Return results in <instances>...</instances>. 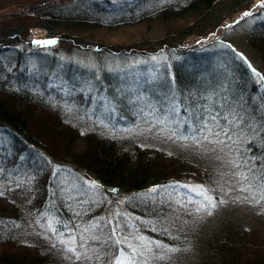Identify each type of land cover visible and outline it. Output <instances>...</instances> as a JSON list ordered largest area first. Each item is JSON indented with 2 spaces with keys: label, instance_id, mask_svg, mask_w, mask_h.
I'll return each mask as SVG.
<instances>
[{
  "label": "trees",
  "instance_id": "16d2710c",
  "mask_svg": "<svg viewBox=\"0 0 264 264\" xmlns=\"http://www.w3.org/2000/svg\"><path fill=\"white\" fill-rule=\"evenodd\" d=\"M252 1L76 0L70 5L47 6L37 13L36 18H41L58 44L76 41L106 60L182 56L181 61L150 69L142 65L132 72L108 68L100 72L101 78L94 84L98 93L104 91L106 107H95L94 96L83 92L81 84L88 78L84 68L73 69L74 74L68 69L64 74L53 73L50 66L33 68L24 59V49L12 50L23 40L20 30L12 27L8 32L11 40L0 39V135L10 142V149L0 154V264L56 263L48 254L32 250L33 245L19 235L27 211L38 212L45 207L55 167L78 177H92L110 195L128 196L130 208L138 212H142L144 205L137 204L145 203L141 194L147 188L187 174L198 175L196 159L169 156L122 131L139 125L134 120L142 116L141 109L144 111L142 103H127L131 91H144L175 105L184 131L189 125L201 130L208 118V123L220 130H237L235 120L240 121L239 130L245 133L256 124V118L259 133L264 132V109L259 108L264 95L258 97L259 87L251 77H264V72L251 66L230 44L231 29L219 41L203 47L192 45L180 53L192 35H208L218 28L233 4L232 8L244 9ZM247 34L264 64V21L256 22ZM118 36L122 42L107 40ZM58 44L49 49L58 51ZM217 52L226 57L224 61L216 57ZM92 73L98 74L94 69ZM75 76L81 83L73 85L71 78ZM122 112L124 115H119ZM218 113L212 122L210 117ZM120 122L125 125L118 128ZM248 145L256 148L253 141ZM10 184H16V190ZM16 194L27 198V202L21 201L25 205ZM57 198L58 203L64 202L63 197ZM150 203L154 213L164 211L159 202ZM243 239L240 234L217 238L205 246L198 264H264V241L248 245L250 241Z\"/></svg>",
  "mask_w": 264,
  "mask_h": 264
},
{
  "label": "rangeland",
  "instance_id": "374dc122",
  "mask_svg": "<svg viewBox=\"0 0 264 264\" xmlns=\"http://www.w3.org/2000/svg\"><path fill=\"white\" fill-rule=\"evenodd\" d=\"M75 1L0 0V39L6 37L4 40H11L8 32L12 27L20 30L23 40L11 49L14 52L24 49V59L33 68L50 66L53 73L61 74L67 73V69L74 74L76 70L73 69L84 68L88 78L81 85L83 92L94 96L95 107L100 104L106 107L104 91L98 93L100 90L94 84L97 78H101L100 72L103 70L132 72L142 65L150 69V66L164 62L171 64L172 61L182 60V56L176 54L150 59L106 60L92 54L89 46L81 48L76 41L73 44L66 40L61 44L56 43L60 46L58 51H51L48 47L51 44L45 45L44 49L34 44L36 37L51 36L36 14L47 6L70 5ZM230 8L227 11L229 15L218 28L208 35H192L180 53L192 45L203 47L209 42L214 43L231 29L232 32L228 34L230 44L246 56L251 66L264 72L261 57L247 34L256 22L264 21V0H254L244 9ZM246 12L249 13L247 16L244 15ZM244 18L246 24L241 22ZM31 38L32 46L28 44ZM108 38L111 42H122L119 36L117 39ZM219 54L217 52L216 57L224 61L226 57ZM92 69L96 70L97 76ZM251 77L259 87L258 97L264 95L261 84L264 77ZM71 80L73 85L81 83L76 76ZM130 93L131 98L127 103H142L144 111L141 117L134 120L139 125L122 131L144 144L156 146L169 156L188 155L196 159L198 175L187 174L177 181L147 188L141 194L145 203L137 204L144 205L142 212H138L130 208L128 196L110 195L92 177H78L71 171L57 170L55 167L52 171L54 174L50 175L52 184L46 190L48 197L45 207L38 212L28 210L24 222L19 226V235L25 239V243L32 244L31 248L36 252L48 254L56 261L55 264H198L206 252L205 246L223 235L240 234V238L250 241H247L248 245L264 241V152L261 147L264 146V132L259 133V121L253 118L256 124H252L250 132L245 133L239 130L242 124L237 120V130L233 126L232 129L220 130L208 123L207 128L199 131H188L189 128L184 131L178 115L175 119L169 116L167 121L160 123L164 117L162 109L171 108V104L152 98L144 91ZM111 107L118 114L117 109L113 105ZM259 108L264 109V103ZM120 114L124 115L123 112ZM123 125L120 122L118 128ZM250 141L256 143L255 149L248 145ZM9 149L10 142L0 135V154ZM16 184H10L11 188L16 190ZM196 192H204L211 197L215 206L210 210L203 207L201 197L196 196ZM59 196L64 198V202H59L63 205L58 203ZM15 198L27 202V198L20 194H16ZM24 202L21 203L25 205ZM147 202H159L164 211L154 213ZM145 208L147 211H144Z\"/></svg>",
  "mask_w": 264,
  "mask_h": 264
},
{
  "label": "snow or ice",
  "instance_id": "6c2138e0",
  "mask_svg": "<svg viewBox=\"0 0 264 264\" xmlns=\"http://www.w3.org/2000/svg\"><path fill=\"white\" fill-rule=\"evenodd\" d=\"M248 14L249 13L246 12L244 15L247 16ZM35 43L52 44V43H54V41H51V40L44 41V42L35 41ZM149 107H151V105H149ZM162 111L164 112V117H163V120L160 121V123H164L165 121H167L169 116H173V118L175 119L176 115L178 114L175 105H173L171 108L165 107L162 109ZM141 112H143V109H141ZM218 115H219V113L217 115L211 116L210 117L211 121L215 122L217 120ZM185 122H187V121H185ZM208 122H209L208 118H205L204 124L202 125V127L207 128ZM189 130L192 131L191 125H189ZM196 131H199V128L196 129ZM205 139H207V137H205ZM189 191L191 192L192 190H189ZM195 195L201 197L200 203L203 207H207L210 210L212 207L215 206L212 198L209 197L208 195H206L204 192H196ZM205 202H207V203H205ZM199 210L200 209L198 208L197 211H199ZM113 231H115V228H113Z\"/></svg>",
  "mask_w": 264,
  "mask_h": 264
},
{
  "label": "bare ground",
  "instance_id": "6f19581e",
  "mask_svg": "<svg viewBox=\"0 0 264 264\" xmlns=\"http://www.w3.org/2000/svg\"><path fill=\"white\" fill-rule=\"evenodd\" d=\"M41 37H44V35L43 36L36 37V38H41Z\"/></svg>",
  "mask_w": 264,
  "mask_h": 264
}]
</instances>
